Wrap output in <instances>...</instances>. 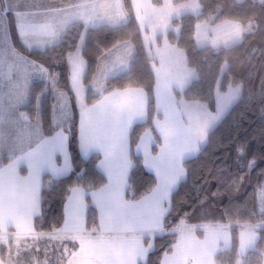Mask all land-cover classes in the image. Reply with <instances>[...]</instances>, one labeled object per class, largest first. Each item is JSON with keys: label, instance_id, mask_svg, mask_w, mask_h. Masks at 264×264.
I'll list each match as a JSON object with an SVG mask.
<instances>
[{"label": "rangeland", "instance_id": "374dc122", "mask_svg": "<svg viewBox=\"0 0 264 264\" xmlns=\"http://www.w3.org/2000/svg\"><path fill=\"white\" fill-rule=\"evenodd\" d=\"M74 1L71 0L68 5L57 0H0V10L16 11L19 16L18 19L21 20L20 28L25 31L27 45L30 47L43 46L45 42H50L55 38V34L58 36L61 28L67 22L68 24L71 23V26L78 19L92 26L106 24L115 26L125 24L130 20L129 10L124 0ZM131 1L146 50L152 53V56L156 50H159V54H163L159 65L153 63L158 78L155 91L158 102L156 126L154 127L161 140L160 142L157 141L154 130L147 129L135 148V152L143 156V163L146 168L156 175L157 183L149 193L138 199H126V196H123L129 182L123 179L122 172L125 174V165L131 160L133 154L131 148L132 130L126 131V128L132 127L131 125L122 126L123 129L117 131L116 129L121 126L120 124H109L107 121L103 123L101 120V116H105L108 120L110 115L122 119L114 111L113 100L115 98L113 95L118 96L127 92H120V89L110 91H106V89L108 79L122 73L125 69L127 56L122 59V51H125L123 49L125 46L113 47L101 57L99 76L96 78L93 87L94 93L101 95V100L95 102L96 105L84 109L87 117L95 114L97 110L100 113L99 124L97 132L93 130L96 127L95 124L88 126L89 130L82 134L83 153L87 154L92 150L101 152H99L102 158L100 161L111 173V181L110 178H107L108 182L111 183L114 201H119V197L122 195L125 202L136 204L154 194L160 208L166 209L167 212L164 214L160 227L150 225L147 229H138L135 233H125L124 240L117 239L111 243L103 259L99 257L92 259L88 253H83L80 256L79 264H146L148 262L147 257V260L138 263L139 260L146 258L145 255L149 256V253L155 248L156 237L162 235L165 228L168 229V226H165V218L170 211L172 193L187 177L184 161L200 153L208 141L210 132L222 121L242 95V84L230 85L225 91L217 88L216 110L213 111L206 102L187 100L178 97L176 94L178 91L182 92L192 80L197 78L198 73L195 68L188 64V57L184 48L173 42L178 45L177 47L181 51L178 48L174 50V53L165 51L164 47L159 46L160 41L162 37L169 39L167 34L175 29L173 24L175 18L188 13H201L200 0H163L162 3H156L154 0ZM9 12L7 15L8 25ZM1 16L2 12L0 11V93L3 92L0 96V122L3 116H7L6 112H17L18 114L19 111H22L33 121L40 116L44 135L35 150L26 155L17 156L13 162L12 159L15 157L10 159L13 155H6L4 149L0 147V258L7 260L11 257L15 260V264H68V260L80 252V244L74 242L75 236L69 238L72 235L70 232H58V229L64 227V222L62 226L53 231H41L36 226V216L42 210V188L45 174L50 177L49 181L59 178L53 175L68 172V160L66 153H63L61 157L57 155L56 147L54 154L53 151L46 150V145L50 143H47V137H51L52 134H46L43 128L41 119L42 96L36 100L37 112L35 117H30L27 112L31 102L32 87L28 99L25 95L21 97L20 93L23 91L21 86L23 85L25 88L26 84L23 83L28 70L24 64L19 63V59H16V63L13 62V57L5 46ZM254 24L255 21L245 24L235 20H224L218 23H213L209 19L201 20L197 25V45L200 47L211 46L216 50L231 47L239 43L246 32L253 31L255 29ZM177 30L179 31L178 28ZM34 31L36 32L34 33ZM36 33L39 37H36ZM82 41H84V36ZM9 43L16 49L11 34ZM23 43L25 44L24 41ZM227 66L225 64L224 69ZM77 69L81 70V66L75 67L73 70V86L77 93L75 102L77 103L78 100V103L82 104L84 91H87L88 87L84 82V74ZM51 76H56L57 80ZM51 76H49V80L44 78L38 80L46 81L52 89L55 87L53 91L57 99L56 111L59 122L69 112L71 97L63 87L59 86L58 76L54 74ZM10 77L18 84L19 88H16V85L9 80ZM172 85L177 86L178 90L173 89ZM10 91L13 95L9 94ZM19 104H22V107H18ZM17 120L11 118L13 122L11 123V134L25 137L29 141L28 138L34 136L33 124H31L32 128L30 129L32 134L26 131L29 127H27L28 124H20ZM2 125L0 123V126ZM19 125L27 127L26 130L22 127V134L15 133L16 130H20ZM66 133L68 132L66 131ZM57 140L53 141V144ZM154 145H157L156 151H154ZM37 153L40 154L39 158V155L36 156ZM60 160L62 164L58 165L56 161ZM115 166L118 167L116 173H114ZM113 174L119 176L113 177ZM39 177L40 183H38ZM77 187L84 189L81 186ZM257 190L260 217L255 223L205 222L191 224L183 219L176 228L172 229L176 234V241L172 251L163 255L161 264H222L218 259V254L231 250L233 246H235L237 254L235 264H249L252 256L250 255L251 251L257 249L260 229L264 228V179L260 182ZM83 199L87 205L83 215L87 220L89 208L87 195ZM91 203L95 205L92 201ZM95 206L97 207V205ZM37 207H39V214L34 211ZM153 215H159V208H153ZM29 216H31L32 226L26 228L25 225ZM68 227L69 229L72 227L71 223ZM218 227L219 230H217ZM234 229H237L236 242L233 237L235 236ZM4 251L5 255H2ZM1 252L3 253L1 254ZM262 264H264V258Z\"/></svg>", "mask_w": 264, "mask_h": 264}, {"label": "trees", "instance_id": "16d2710c", "mask_svg": "<svg viewBox=\"0 0 264 264\" xmlns=\"http://www.w3.org/2000/svg\"><path fill=\"white\" fill-rule=\"evenodd\" d=\"M68 1V0H63ZM130 20L121 25L86 27L74 22L60 41L45 48L28 47L20 36L13 12H9V30L16 49L43 64L51 74L58 76V84L70 93L74 114L65 124L69 133V150L72 170L65 176L50 180L45 174L42 188V210L36 216V226L41 231H53L65 220V202L73 186L97 189L107 183L106 174L100 170L101 154L94 152L83 157L80 151L79 122L72 87L69 55L79 48L82 37V54L87 62L84 82L87 85L88 102L98 98L92 92V80L97 73L103 54L118 43L130 40L136 52L130 68L107 81L106 91L130 86L145 89L148 96V119L138 122L131 131V148L134 165L129 175L127 197L138 199L156 185V175L143 163V157L135 152L142 134L154 130L157 141L161 138L155 130L157 114L155 85L156 75L153 57L149 56L142 32L133 13L132 1L124 0ZM162 3L163 0H154ZM179 1V0H177ZM202 11L175 18V29L167 37L187 53L188 64L195 68L198 77L176 94L187 100L206 102L216 110V90L230 85H243L242 95L230 108L222 121L210 132L206 145L197 156L184 161L187 177L172 193L170 211L165 218L164 233L155 239V248L149 253L146 264H161L163 255L172 251L176 234L172 231L181 220L191 224L205 222L255 223L260 217L257 189L264 179V0H200ZM218 23L224 20L255 21L254 30L246 32L242 40L228 48L216 50L211 46L200 47L196 42L197 25L201 20ZM179 29V31L177 30ZM225 64L227 68L224 69ZM42 96L41 119L46 134H53L54 91L44 80L33 82L30 106L27 112L35 117L36 100ZM157 145H154V151ZM87 225L99 222V211L91 203L90 195ZM234 241L237 229H234ZM3 252H1L2 254ZM2 255H5V251ZM249 264H262L264 258V228L260 229L257 249L251 251ZM222 264H235L236 248L220 252ZM141 264V263H140Z\"/></svg>", "mask_w": 264, "mask_h": 264}, {"label": "crops", "instance_id": "0c3cea01", "mask_svg": "<svg viewBox=\"0 0 264 264\" xmlns=\"http://www.w3.org/2000/svg\"><path fill=\"white\" fill-rule=\"evenodd\" d=\"M53 1H55V0H53ZM57 1H59L60 3L65 2L66 4L69 5V2L71 0H68V1L57 0ZM76 1L77 0H75L74 2H76ZM94 1L100 2L101 0H94ZM7 10L8 9H6L5 11L3 9L0 10L2 12L1 26L3 27L2 31H3V34L5 35L4 36L5 37V46H6L7 50L9 51V53L12 55L13 62L16 63V59H19V63H22L27 67L28 73H27L26 79L23 83L26 85H25V88H23V85L21 86L23 91H21L20 95H21V97L25 95L26 99H28L29 95H30V88L32 87L33 82L35 80L40 79V78H44V79L49 80L50 79L49 76H51V74H50L49 70L46 67H44L40 62H37L34 59L27 57L26 55L18 52L14 47L11 46V44L9 43L10 30H9L8 19H7V15H8L9 10L8 11ZM13 13H14L16 21H17V26H18L20 36H21L22 40L25 42V44L27 45V40H26L25 34H24L25 31L21 30V28H20L21 20L18 19L19 16L17 15L16 11H14ZM77 21L82 22L86 27H97L96 25L92 26L90 24H86L81 19H78ZM70 24H68V22H67V24H65V26L61 28V31L59 32L58 36L55 34V38H53V40H51L50 42H45V44L43 46H33V48H45L47 46L56 44L57 42L60 41L61 37L66 33V30H68L67 28L70 27ZM108 25H110V24H108ZM35 32L36 31H34V33ZM30 35H32V34H30ZM36 37H39V35L37 34ZM81 43H82V45H81ZM160 43L161 44L159 46L164 47L165 51H169V52L174 53V50H176V48H178L181 51V49L179 47H177L178 45L174 44L169 39H165L164 37H162ZM83 44H84V41L80 42L79 49H77L75 52H73L69 55V63H70V68H71V87H72V92H73V96H74L75 100H76L77 93H76V90L74 89V86H73V84H74L73 83V70L75 69V67L81 66V70L77 69V71H81L85 75L86 69H87V62H86L85 57L82 54ZM80 45H81V47H80ZM117 46L127 47V48L124 47L123 49H125V51H122L123 52L122 59H124L127 56L126 57L127 61L125 60V69L123 70V72H125L131 66L132 60L134 59L136 49L134 47V44L130 40L120 42L114 47H117ZM28 47H30V46H28ZM147 52H148V50H147ZM148 54H149V56L153 57V63L155 62V65L156 64L159 65L160 60L163 57V54H159V50H156V52L154 51V56H152L153 55L152 53L148 52ZM174 56H176V55H174ZM167 57L170 58V56H168V55H167ZM100 68H101V58L99 60L97 73L95 74V77L93 78V81L91 84L92 92L94 95H97L94 93L93 87H94V83L96 82V78H98V76H99ZM153 68H154V65H153ZM155 70H156V68H154V71ZM155 75H156V71H155ZM51 77L57 80L56 76H51ZM157 79L158 78L156 75V85L158 82ZM9 80L11 82H13V84L16 85V88H19L18 84L13 81L12 77H10ZM156 85H155V91H156ZM54 88H53V90H54ZM172 88L178 90L177 86H175V85H172ZM59 91H61V90L59 89ZM122 91L127 92V93H124V94L122 93L118 96H116V94L113 95V97L115 98L113 100L114 111L117 112L122 117V119H119L115 116L110 115L109 119L107 120V118L105 116H103V117L101 116V120L103 123H104V121H107L109 124L110 123L120 124L121 126L116 129L117 131H121L123 129L122 126L126 127V125H131V127L133 128L136 123L140 122L141 120L146 121L148 119V96H147L145 89H143L141 87L130 86L127 88L120 89V92H122ZM2 94H3V92L0 93V96H2ZM9 94L13 95L12 91H10ZM68 94H70V93H68ZM70 97H71V95H70ZM100 100H101V95L100 96L98 95L97 99H94L92 102H88V92L84 91V98L82 100V104H79L78 100L76 103L77 108L79 110V114H80L79 140H80V151H81L83 157H89L94 152H98L96 150H92L91 152H89L87 154L83 153V137H82V134L89 130L87 128L88 126L95 125V124H96V127L93 130H95L97 132V126L99 124L98 118L100 117V113L97 112V110H96L95 114L91 115L90 117H87L84 109H88L89 107L96 105L95 102H99ZM157 100H158V97L156 96V109H157V102H158ZM18 107H22V104L21 105L19 104ZM116 107H119V109H116ZM56 108H57V99L55 96V102H54V106H53V122H54L55 132L51 135V137L50 136L47 137V143L48 142H50V143L46 145V148H47L46 150L47 151L51 150V151H53V154H54V149L56 147L57 148V150H56L57 155L60 157L63 155V153H66L65 155H66L67 160H68L67 161L68 172H61L57 175H53L54 177H60V176H65L68 173H70V171L72 170V167H73L72 166V160H71V154H70V150H69V135H68V133H66V130L64 128L65 124L73 117V114H74V106H73L72 98H71V102H70V106H69V112L67 113V115L64 118H61V121H59V122L57 121L58 114H57ZM5 114L7 116H3V118H1V122H0L1 124H3L2 126H0V133H1L0 147L2 149H4V152L6 155H8V154L13 155L10 159L15 157L14 159H12V162H13L17 158V156H23V155H26L27 153L35 150L39 146L38 144H40V141H41L42 136L44 134L42 133L40 116L37 117L33 121V120H30L27 117V115L22 111H19L18 114H17V112H6ZM159 115H160V112H159ZM11 118H16V120L18 118L19 121L18 120L17 121L20 124L25 123V124H28L27 127L29 126L27 128V127H23V126L19 125L20 130L19 131L16 130L15 133L19 132L20 134H22L23 133V130H21L22 127L25 130L27 128L26 131L28 133H32V131L30 129L32 128L31 124H33V126L35 128L34 136L29 137L28 138L29 141H27V138H25V137L17 136V134H16V136L15 135L13 136V134H11L12 132L10 130L12 127L11 123H13L11 121ZM124 122H126V124H124ZM155 122H156V117L154 119V126H156ZM132 128L127 127L126 131H129L130 129L132 130ZM26 131H24V132H26ZM58 134H59V136H58ZM97 138L99 140L98 136H97ZM55 140H57V142L55 144H53V141H55ZM40 154H42L41 151H40ZM40 154L37 153L36 156L39 155L38 156V158H39ZM38 158H37V160H38ZM56 162H58V165L62 164L61 160L56 161ZM133 165H134V162H133V159L131 158V160L128 161L125 165V169H126L125 174H124V172H122V174L124 175L123 179L127 182H129V175H130V172H131ZM27 167H28V165H27ZM99 168L106 175L109 174L108 170L102 165L101 161H99ZM117 171H118V167L115 166L114 173H116ZM114 176L117 177L119 175L113 174V177ZM107 177L109 178V175ZM108 178H107V182H108ZM38 183H40V177H39ZM105 185H107V183ZM105 185H103V186H105ZM102 187H100V188H102ZM39 189H40V187H39ZM98 189L99 188L87 190L86 188H84V190H86V191H84L83 197H85V195H87V196L90 195L91 201L94 203V196L92 195V192L98 191ZM127 190H128V188L126 189V192H125V194H123V196H126L125 198L129 199L127 197ZM68 195H69V193H68ZM68 195H67V197H68ZM65 204H66V202H65ZM145 242L147 243V240H145ZM145 257L146 258L139 260L138 263L147 260L148 255L147 256L145 255Z\"/></svg>", "mask_w": 264, "mask_h": 264}, {"label": "snow or ice", "instance_id": "6c2138e0", "mask_svg": "<svg viewBox=\"0 0 264 264\" xmlns=\"http://www.w3.org/2000/svg\"><path fill=\"white\" fill-rule=\"evenodd\" d=\"M109 178L111 181V173ZM84 191L77 186L69 189L65 204L64 227L58 229L61 233L70 232L72 235L69 238L75 236L74 242L80 244V252L72 256L68 264H79L83 253H88L92 259L97 257L103 259L114 240H124L125 233H135L138 229H147L150 225L160 227L167 212L166 209L160 208L154 194L136 204L125 202L122 195L119 201H114L109 183L104 188L92 192L100 215L99 222L88 227L86 217L83 215L87 207L83 199ZM153 208H159V215H153ZM34 211L39 214V207ZM70 223L72 227L69 229ZM31 226V216H29L25 227L31 228ZM0 264H15V260L11 257L7 260L0 258Z\"/></svg>", "mask_w": 264, "mask_h": 264}]
</instances>
